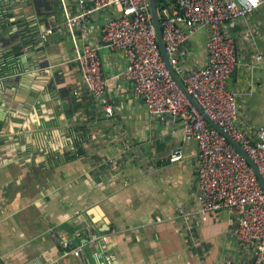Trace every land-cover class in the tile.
Masks as SVG:
<instances>
[{"label": "crops", "instance_id": "crops-1", "mask_svg": "<svg viewBox=\"0 0 264 264\" xmlns=\"http://www.w3.org/2000/svg\"><path fill=\"white\" fill-rule=\"evenodd\" d=\"M63 2L77 13L75 0L2 3L13 25L7 32L0 25V54L26 27L36 35L19 44L11 68L0 57V264H251L233 235L237 213H200L196 143L179 123L150 118L118 76L122 57L100 43L105 14L94 11L86 32L99 48L110 116L85 89L68 37L40 40L29 23L19 26L61 14ZM249 18L256 39L238 25L228 88L255 130L264 127V3ZM204 42L198 32L189 45L197 66L206 61ZM177 147L182 158L171 162Z\"/></svg>", "mask_w": 264, "mask_h": 264}, {"label": "built area", "instance_id": "built-area-1", "mask_svg": "<svg viewBox=\"0 0 264 264\" xmlns=\"http://www.w3.org/2000/svg\"><path fill=\"white\" fill-rule=\"evenodd\" d=\"M164 1L166 4H161L157 13L170 65L188 95L251 158L264 182V127L253 130L240 117L237 94L228 88L229 77L239 62L237 27L242 24L249 39H256V28L249 17L264 0ZM75 2L76 14H70L63 2L61 14H50L45 21L32 19L30 26L40 40L55 35L72 41L76 52L74 62L85 89L110 116L112 109L105 96L107 81L99 48L89 43L86 32V21L94 11L105 14L100 43L122 57L124 67L118 76L132 83L131 96L143 101L150 118L179 123L184 138L196 143L194 183L200 213L235 211L237 224L233 235L237 244L250 255L251 264H262L264 191L245 160L206 123L171 78L156 43L147 0ZM198 32L205 34L203 66L190 61L194 55L189 45ZM253 60L260 62L258 53L253 55ZM253 133L256 140L251 139ZM182 155L181 147L172 149L169 161H179ZM89 240L94 241L91 236ZM100 249L103 253L105 246ZM68 253L78 256V251ZM102 253L95 256L102 257Z\"/></svg>", "mask_w": 264, "mask_h": 264}, {"label": "water", "instance_id": "water-1", "mask_svg": "<svg viewBox=\"0 0 264 264\" xmlns=\"http://www.w3.org/2000/svg\"><path fill=\"white\" fill-rule=\"evenodd\" d=\"M148 2V9H149V13L151 16V22L154 28V32H155V37H156V43L158 46V49L160 51L161 57L163 59V62L165 64V67L167 68L171 78L173 79V81L175 82V84L178 86V88L183 92V94L185 95V97L187 98V100L191 103V105L197 110V112L203 117V119L206 121V123L213 128L214 130H216L222 137H224V139L227 141V143L229 145H231L235 151L245 160V162L247 163V165L253 170V172L255 173L257 180L261 186V188L264 191V182L263 179L256 167V165L254 164V162L251 160V158L244 152V150L241 148V146L234 141L227 133H225L220 127H218L204 112L203 110L197 105V103L195 102V100L188 95V93L186 92L185 87L182 85V83L180 82L179 78L177 77V75L175 74L172 66L170 65V61H169V57L165 51V47H164V43L162 40V32L160 29V22H159V15L157 13V9L161 4H166V2L164 0H147ZM73 247V245L71 246ZM264 264V261L263 263Z\"/></svg>", "mask_w": 264, "mask_h": 264}, {"label": "trees", "instance_id": "trees-1", "mask_svg": "<svg viewBox=\"0 0 264 264\" xmlns=\"http://www.w3.org/2000/svg\"><path fill=\"white\" fill-rule=\"evenodd\" d=\"M2 3H4V0H0V25L2 26V32H7V30L11 27L12 22H9L8 19L13 16L12 11L9 10V8H6V6H3ZM161 8V6H159ZM22 20V19H21ZM29 22H26L25 20L23 21L22 24L19 26H28ZM30 33H32V30L27 28L19 34V38H16L14 35L10 36L7 38V44L10 46V51L1 53L0 57L3 58V63L2 65L6 68H11L12 66L15 65V61L19 56V44L23 46H28L29 45V40H27L28 36L30 37ZM32 35H36L35 33H32ZM1 36V35H0ZM11 60V62H8ZM2 66V67H3ZM3 67V68H4ZM5 69V68H4Z\"/></svg>", "mask_w": 264, "mask_h": 264}]
</instances>
